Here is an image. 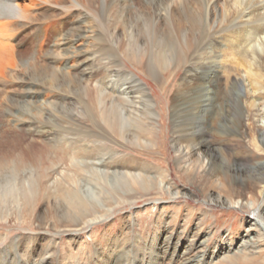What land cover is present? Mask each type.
Instances as JSON below:
<instances>
[{
	"label": "bare ground",
	"instance_id": "1",
	"mask_svg": "<svg viewBox=\"0 0 264 264\" xmlns=\"http://www.w3.org/2000/svg\"><path fill=\"white\" fill-rule=\"evenodd\" d=\"M38 1L46 0H0V50L9 49L3 48L11 36L6 35L5 21L12 19L16 25L28 21ZM118 2L113 0L102 13L105 17L114 13L113 22L106 23L110 32L119 21L120 30L126 33L127 47L121 48L124 60L155 80L161 92L170 86L176 93L171 108L175 165L184 174L199 170L200 176L211 179L209 190L216 185L221 189L218 197L209 199L222 205L243 201L246 191L251 203L249 224L264 232V0H140L130 15ZM89 5L91 0H55L52 7L69 15ZM85 17L82 14L77 25L68 23L65 27L58 23L61 18L44 21L49 25L35 35L34 42L38 51L47 49L48 64H30L27 80L22 83L27 90L21 93L22 100L8 99L12 107L4 115L14 125L0 117V140L9 142L5 145L0 141V228L1 222L10 223L19 213L25 219L21 222L35 224L37 231L35 237L22 232L10 239L0 250V264H46L43 258L34 260L30 255L36 241L45 235L39 209L49 207L44 214H55L58 223L54 229L62 227L74 236L87 225L89 216L102 212L99 204L109 205L111 192L132 187L145 190L152 180L147 161L138 158L118 162L110 157L95 167L94 161L109 151L103 141H117L119 148L134 152L135 146H152L155 127L150 99L114 63L111 49L99 48L88 55L85 48L73 47L86 39L81 24ZM138 24L144 32L141 37H135V32L141 34ZM97 25L101 28L103 24ZM110 36L115 39L113 32ZM55 37L52 48H46ZM58 50L60 58L55 57ZM76 58L77 62L82 59L77 68L73 65ZM10 62L17 64L14 57ZM54 64L59 65V75L51 74L49 65ZM176 69L183 71L178 85L176 74L172 75ZM113 82L122 84L115 97ZM186 84L195 87L184 91L182 85ZM46 90L60 99L55 102L44 97V101L23 103L27 97L39 99ZM212 124L217 137L242 140L248 149L238 143L210 147L204 135ZM16 125L24 129H16ZM21 130L34 139L42 137L39 140L43 142L29 140L32 144H26L23 153L17 152L18 146L13 152L17 141L13 136ZM65 165V174L50 188L48 174L51 171L54 176ZM229 256L233 261L234 256ZM132 258L128 264H135L138 254ZM198 262L185 260L182 264ZM114 264L124 263L117 259Z\"/></svg>",
	"mask_w": 264,
	"mask_h": 264
},
{
	"label": "rangeland",
	"instance_id": "2",
	"mask_svg": "<svg viewBox=\"0 0 264 264\" xmlns=\"http://www.w3.org/2000/svg\"><path fill=\"white\" fill-rule=\"evenodd\" d=\"M112 1L91 0V5L88 8L85 6L82 11H72L69 15L52 7L55 0L38 1L30 12L28 21L17 23V25L12 19L5 21L6 35L11 36L7 42L4 41L8 45L3 47L9 49L0 50V115H4L6 109L12 107L11 103L8 102L9 98L22 100L20 98L21 93L27 91L22 87V83L27 80L28 66L30 64H48L47 49L38 51L36 42H34L35 35H39L43 28L49 25H46L44 21L61 18V22L58 23H62L64 27L68 23L72 26L73 24L77 25L82 14H85L86 17L81 21V24L83 23L82 28L87 32L86 39L75 43L73 47L85 48L88 55L97 52L99 48L111 49L115 56L114 63L131 80H134L150 99L155 127L153 138L156 143L153 141L151 147L138 148L135 146L136 150L132 152L119 148V145L116 144L117 141L111 143L107 140L103 141V144L109 150L108 153L101 160L96 159L94 161L96 168L108 161L110 157L118 162H126L125 158H138L140 161H147L145 165L149 170L152 169L149 171L151 173L149 178L152 180L148 183L147 189L140 190L137 187H132L130 190L126 189L127 191L120 188L117 193L111 192L108 202L110 206L99 204L102 212L89 216L86 219L87 225H84L80 231L76 230L74 236L65 233L62 227L58 226L54 229L58 223L55 214L53 215L55 217L44 214L46 208L49 207L39 209L37 215L44 222L41 231L45 232V235L36 241L32 250L30 249V255L34 260L43 258L46 264H114L117 259L118 262L122 260L124 264H128L133 259L134 253L138 254V260L135 264H182L185 260H191L193 263L199 261L197 264H264V242H262L264 232L259 229V226L249 224L251 221L249 214L251 203L248 201L247 192H244L243 201L222 205L220 202L209 199L210 196L218 197L221 189L216 185L214 189L209 190L208 185L211 179L200 176L199 170L197 171L198 174H184V171L175 165V154L171 143L174 140L171 126V108L175 102L176 93L169 84H171L172 75L176 74L175 79L178 85L183 78V71L176 69L173 72L174 74L171 75L167 83L168 90L163 93L156 87L155 80L140 71H136L133 62L128 59L124 60L121 48L127 47L125 44L126 33L120 30L119 21L113 24V27L117 28L110 32L106 23L108 21L113 22L114 13H110L108 17H105L106 13L104 15L102 13L107 12ZM118 1L129 9L125 11L129 15L133 13L129 11L135 10L140 2V0ZM98 22L103 24L101 28L97 25ZM138 26H140L141 34L135 32V37L144 35L141 25L138 24ZM112 32L115 34L116 40L111 38ZM54 42H56V37L48 41L46 48H52ZM55 53V57L60 58L59 55L62 53L60 51ZM13 57L17 64L10 62ZM77 60L78 58L73 62L75 68L78 67L77 65L82 59L80 58L78 62ZM49 66L51 67V74L56 72L59 75L58 64ZM121 86L122 84L113 82V97L116 96V92L121 89ZM182 87L184 91H187L195 87V84H186ZM49 91H44L46 94H41L39 99L27 97L23 103L40 102L45 99L57 102L60 98H56L57 94ZM159 107L162 110H159ZM0 117L14 125L7 116L1 115ZM40 119L43 120V118ZM15 128L24 129V126L16 125ZM213 128L212 124L209 132L204 135L210 147L218 145L217 147L227 148L238 143L248 149L242 140L236 142L231 136L227 138V135L222 138L217 137ZM130 129L132 130V128ZM25 134L29 136L25 130H21L20 134L13 136L17 140L11 148L13 152H16L18 146L20 150L17 152L22 151L23 153L25 149L22 148L26 144H32L29 140L34 138L26 137ZM41 138L37 137L34 141L37 140L42 143L43 141L39 140ZM0 141L5 145L9 144V142ZM40 143L37 146L39 148L41 147ZM86 144L91 146L89 142ZM75 162L81 164V160ZM67 169L68 165L61 166L54 176L50 171L48 174L50 188L59 181ZM241 205L248 210L241 209ZM104 211L106 215L101 216ZM261 213L264 215V207H262ZM11 218L10 223L1 222L0 240L3 241L0 243V250L10 239H15L19 233L24 232L35 237V232H37L35 231V224L32 225L27 222L28 226H26L21 222V220H25L22 214L16 213ZM151 243L152 245H150ZM199 243L202 244L200 247ZM159 245H162L161 249ZM171 247L175 251H172ZM219 251L220 253H218ZM21 254L24 255L23 250ZM229 255L234 256L233 261L228 260Z\"/></svg>",
	"mask_w": 264,
	"mask_h": 264
}]
</instances>
